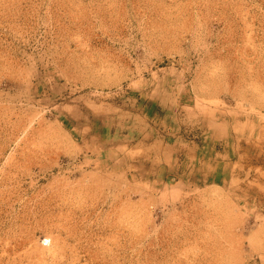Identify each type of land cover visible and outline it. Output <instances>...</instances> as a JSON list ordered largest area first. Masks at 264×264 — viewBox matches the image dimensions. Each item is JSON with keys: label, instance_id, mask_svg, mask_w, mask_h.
<instances>
[{"label": "rangeland", "instance_id": "374dc122", "mask_svg": "<svg viewBox=\"0 0 264 264\" xmlns=\"http://www.w3.org/2000/svg\"><path fill=\"white\" fill-rule=\"evenodd\" d=\"M0 264H264V0H0Z\"/></svg>", "mask_w": 264, "mask_h": 264}]
</instances>
